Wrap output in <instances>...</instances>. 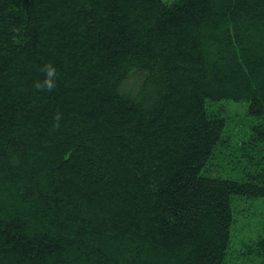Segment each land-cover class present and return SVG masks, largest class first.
<instances>
[{
    "label": "trees",
    "instance_id": "obj_1",
    "mask_svg": "<svg viewBox=\"0 0 264 264\" xmlns=\"http://www.w3.org/2000/svg\"><path fill=\"white\" fill-rule=\"evenodd\" d=\"M225 101L264 116V0H0V264H264V123L231 146Z\"/></svg>",
    "mask_w": 264,
    "mask_h": 264
},
{
    "label": "rangeland",
    "instance_id": "obj_2",
    "mask_svg": "<svg viewBox=\"0 0 264 264\" xmlns=\"http://www.w3.org/2000/svg\"><path fill=\"white\" fill-rule=\"evenodd\" d=\"M168 1V0H167ZM248 103L246 102H228L225 101L223 109L228 112V123L224 135L230 138L231 146H237L251 130V127L247 125H254L260 122L264 123V116L253 117L248 114ZM249 125V126H250ZM224 152L223 154L216 155L215 168L212 170L214 174L221 173L222 177H232L237 178L245 176L249 170H243L245 162L240 159L238 150L235 152L232 149ZM264 198L258 199L255 202H240L238 208L236 209V214L239 217V225L233 232V236L238 247L234 243L235 249L240 251L241 245L250 239H255L262 234L260 232L262 223L264 222V202L261 201ZM246 209V210H245ZM247 264V263H243Z\"/></svg>",
    "mask_w": 264,
    "mask_h": 264
},
{
    "label": "clouds",
    "instance_id": "obj_3",
    "mask_svg": "<svg viewBox=\"0 0 264 264\" xmlns=\"http://www.w3.org/2000/svg\"><path fill=\"white\" fill-rule=\"evenodd\" d=\"M41 71L44 73L45 79L42 82H38L36 84L37 89L42 90V91H48V92L53 91L56 88V82H55L56 69L51 64H47L45 65L44 68L41 69ZM60 118H61L60 114L57 113L55 116V120L57 122L54 125L55 127H59L58 122Z\"/></svg>",
    "mask_w": 264,
    "mask_h": 264
}]
</instances>
